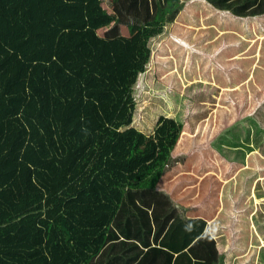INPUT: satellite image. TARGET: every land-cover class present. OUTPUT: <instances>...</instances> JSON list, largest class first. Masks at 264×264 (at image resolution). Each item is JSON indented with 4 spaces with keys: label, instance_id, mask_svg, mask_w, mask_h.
<instances>
[{
    "label": "trees",
    "instance_id": "trees-1",
    "mask_svg": "<svg viewBox=\"0 0 264 264\" xmlns=\"http://www.w3.org/2000/svg\"><path fill=\"white\" fill-rule=\"evenodd\" d=\"M204 1L264 15V0ZM183 7L117 0L111 14L104 0H0V264H93L141 233L153 234L154 246L137 241L144 256L223 264L206 222L156 191L184 123L162 116L144 134L134 121L150 43ZM122 26L139 30L126 37Z\"/></svg>",
    "mask_w": 264,
    "mask_h": 264
},
{
    "label": "rangeland",
    "instance_id": "rangeland-1",
    "mask_svg": "<svg viewBox=\"0 0 264 264\" xmlns=\"http://www.w3.org/2000/svg\"><path fill=\"white\" fill-rule=\"evenodd\" d=\"M114 1L105 0L104 9L112 13ZM192 8L150 43L149 66L134 88L135 126L150 134L162 116L184 123L179 139L203 157L190 162L174 157L176 185L186 179L181 172L195 166L211 204L223 195L239 213L250 207L251 226L264 232V198L249 193V185L261 182L257 196L264 194V21L232 23L213 8L214 13L205 6L198 14ZM192 24L204 27L194 30ZM225 174L234 176L227 185L221 182ZM260 260L264 264L263 256Z\"/></svg>",
    "mask_w": 264,
    "mask_h": 264
},
{
    "label": "crops",
    "instance_id": "crops-1",
    "mask_svg": "<svg viewBox=\"0 0 264 264\" xmlns=\"http://www.w3.org/2000/svg\"><path fill=\"white\" fill-rule=\"evenodd\" d=\"M116 1L117 0L114 1L113 6ZM183 2L184 5L185 3H187V5L186 8L183 7L184 9L181 11L180 16L184 14L188 16V13L191 14L192 10L189 9L192 6L196 9L197 14L198 12H201V9L205 6L209 7L214 13V11L212 10L213 7L207 4L204 0H183ZM216 13L225 14L230 18V21L232 23L233 21L239 22L244 20H251L254 21L255 24H261L262 21H264V15L240 18L235 17L229 11H219ZM111 14H114L113 8ZM182 20L185 23L189 22L187 21V19L182 18ZM200 27L203 28L204 25H195L194 30L199 29ZM138 30V26L121 27L122 35L126 37H132ZM185 30L188 31L192 29L187 28ZM102 31L104 30L99 31V34L103 33ZM234 31L232 30L233 33ZM259 31L260 30L258 28H255V30H253V32ZM183 133L181 134V136L183 135ZM193 138L196 137H189L191 142L194 141ZM193 150L198 151L193 147V145L186 146L179 139L172 155L173 158L176 156L183 157L180 159H183L186 162L194 161L197 157H199V159H202L203 153L199 154L198 152H194ZM176 168L177 167H174L173 171L164 177L158 188H156V191H163L171 198L172 202L177 208H183L185 210V215L187 218H200L206 222L209 234L216 242L217 252L223 258V264H261V256H263L264 263V232H260L256 229V227L251 226L252 218L250 216L252 211H250V207H248L247 209L242 208L240 210V215V213L238 212V208H234L233 206H231L230 202L224 199L223 195H219L217 197L216 200L218 204H211L207 197L208 193H203V191H208L201 188V184L203 183V173L198 174L197 171H195V166L189 168V170L185 171V173L181 172L180 176L186 177L184 181L185 184L183 182L181 186H178L176 185L175 179L178 174L174 172ZM208 173L213 174L209 171ZM233 177V174H225V178L221 180L222 184L227 185V181H231ZM259 183L261 182H258L255 185H249V193L255 196V198L260 201L264 198V194L262 192V194L260 193V196H257L256 194V189H258ZM232 190L234 192L236 189ZM251 195L248 196L249 199H246L247 201L252 199ZM258 213L259 211L256 212L255 215H258ZM134 223V231H137L136 228L139 224H141V222L139 223L136 221ZM136 237H138L139 240H150L152 246H154V242L152 241L153 234L144 235L143 233H141ZM132 238L134 239V241H127L129 239L120 237L118 241L115 240L113 244L111 243V245H107V247L104 249V252L100 253L103 254L101 260L98 261L101 256L98 255L96 256L95 262L93 264H168L169 259L168 261H166L167 259L165 254H160L158 252L149 253V256H144L143 253L139 254L138 247L142 248V245L137 242L139 241L138 239H135L133 236ZM131 242H135L136 245ZM143 252L145 253L146 250H144Z\"/></svg>",
    "mask_w": 264,
    "mask_h": 264
}]
</instances>
